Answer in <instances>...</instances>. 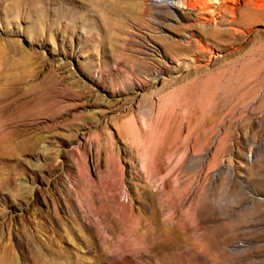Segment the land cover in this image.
<instances>
[{
	"label": "rangeland",
	"instance_id": "374dc122",
	"mask_svg": "<svg viewBox=\"0 0 264 264\" xmlns=\"http://www.w3.org/2000/svg\"><path fill=\"white\" fill-rule=\"evenodd\" d=\"M263 5L0 0V264H264Z\"/></svg>",
	"mask_w": 264,
	"mask_h": 264
},
{
	"label": "bare ground",
	"instance_id": "6f19581e",
	"mask_svg": "<svg viewBox=\"0 0 264 264\" xmlns=\"http://www.w3.org/2000/svg\"><path fill=\"white\" fill-rule=\"evenodd\" d=\"M230 1L233 3V1H235V0H230ZM180 4H182V3H180ZM180 4H179V2H177V3L175 2V3L170 4V6H171V7H174V8H177V9H187V6L184 7L183 5H180ZM263 7H264V5H263ZM247 10H248V9L245 10V11H246V14H245V16L243 15V16H244L243 18H245V17L247 16V17L254 18V19H249V18H247V19H249L248 21H250V22H254V23H255L256 21L259 22V21H258V18L255 19V18L257 17V13H254L253 11H252V12H248L249 10H248V11H247ZM256 10H257V9H256ZM199 11L201 12V11H202V8H201ZM245 11L243 10L242 12H245ZM211 12H212V10H211V11H210V10L207 11V13H211ZM259 18H260V17H259ZM261 19H262V18H261ZM261 19H260V20H261ZM251 20H252V21H251ZM239 21H240V20H239ZM246 21H247L246 19H244V20L242 19V20H241V23H244V22H246ZM3 264H16V262H15V260H14L13 258H8L7 260L4 261Z\"/></svg>",
	"mask_w": 264,
	"mask_h": 264
}]
</instances>
